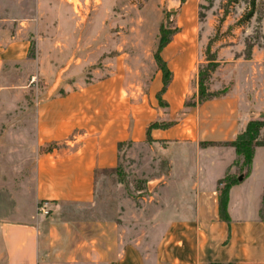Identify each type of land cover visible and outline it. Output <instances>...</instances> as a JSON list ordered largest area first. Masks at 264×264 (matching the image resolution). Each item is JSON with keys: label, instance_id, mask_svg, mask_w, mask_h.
Returning <instances> with one entry per match:
<instances>
[{"label": "crops", "instance_id": "1", "mask_svg": "<svg viewBox=\"0 0 264 264\" xmlns=\"http://www.w3.org/2000/svg\"><path fill=\"white\" fill-rule=\"evenodd\" d=\"M186 18L159 54L170 76L160 103L161 72L146 78L143 64L131 69L124 54L105 58L91 81L72 87L63 85L70 61L59 68L44 60L45 69H56L54 81L47 97L24 105L31 127L23 142L22 105L11 101L16 87L2 86L1 78L28 61L30 41L0 44V264H264V147L253 150L243 176L223 145L264 115L263 51L244 57L240 40L208 44ZM204 47H215L214 56H202ZM208 63L215 68L206 93L217 95L199 101L198 66ZM153 123L164 127L146 137ZM124 145H147L165 164L153 181L156 220L164 225L150 251L120 230L118 212L77 215L84 207L98 212L96 174L116 167ZM18 164L28 183L19 196ZM225 174L239 181L228 189L221 220L218 181ZM39 203L47 215L34 213Z\"/></svg>", "mask_w": 264, "mask_h": 264}, {"label": "rangeland", "instance_id": "2", "mask_svg": "<svg viewBox=\"0 0 264 264\" xmlns=\"http://www.w3.org/2000/svg\"><path fill=\"white\" fill-rule=\"evenodd\" d=\"M186 1L0 0V44L20 36L30 41L28 61L9 67L1 78L2 86L16 87L11 101L22 105L18 140H28L30 134V112L24 108L47 97L54 81L56 69H45L44 60H53L59 68L70 61L71 77L63 81V85L70 87L91 81L88 75L91 69L101 68L105 58L114 59L121 54L127 56L131 69L143 64L147 78L158 69L153 55L159 30L164 28L169 32L177 22H184L185 16L195 26L198 39H207L208 44L223 39L225 42L240 40L237 48H241L244 57H249L253 49H261L264 55V0ZM22 28L26 33L20 32ZM214 48L204 47L201 55L213 57ZM205 66L199 65L198 71L203 72ZM261 75L264 78V69ZM258 119H264V115ZM260 140L264 141V129ZM155 154L147 145L120 148L116 167L96 174L94 191L98 212L92 213L84 207L77 215L88 219L118 212L116 220L120 230L150 251L164 225L156 220V214L160 213L154 201L158 181H153L158 180V171H163L165 164ZM17 174L19 196L28 185L27 173L19 164ZM20 200L22 205L27 203L25 199ZM41 207L47 209L39 203L34 213ZM18 209L24 212L27 207ZM23 215L20 213L17 217Z\"/></svg>", "mask_w": 264, "mask_h": 264}, {"label": "trees", "instance_id": "3", "mask_svg": "<svg viewBox=\"0 0 264 264\" xmlns=\"http://www.w3.org/2000/svg\"><path fill=\"white\" fill-rule=\"evenodd\" d=\"M251 16V12L247 14V18ZM176 32V28H172L169 32L164 28L159 30V37L156 45V50L154 52L153 57L155 58L156 62L158 63V70L161 72V83L162 88L156 95V99L158 102L160 101V95L164 90V87L169 81V74L164 65V63L160 59V51L161 49L167 44L169 38ZM215 68L214 64L208 63L205 66V70L203 72L198 71V100H206L211 97L216 96L217 94H209L206 93V86L205 81L208 78V74L213 71ZM160 103V102H159ZM163 124H150L146 128V137H149V132L152 129L163 128ZM264 129V119L261 120H252L247 122L244 126L243 130L238 133L234 141L223 144L224 146H229L233 149L234 154L236 155V160L232 164L233 166H237L239 172L245 176L249 170L253 150L256 147H264V141L260 140V134ZM238 177L230 174H225V176L218 181V184L221 185V188L218 190V200H217V209H218V216L221 220L226 219V205L228 199V189L238 183ZM216 264V263H210Z\"/></svg>", "mask_w": 264, "mask_h": 264}, {"label": "built area", "instance_id": "4", "mask_svg": "<svg viewBox=\"0 0 264 264\" xmlns=\"http://www.w3.org/2000/svg\"><path fill=\"white\" fill-rule=\"evenodd\" d=\"M43 204H44V203H43ZM46 211H47V210L43 209L42 207H41V208H38V209H37V212H36V215H37V214H40V215L45 216V215H47Z\"/></svg>", "mask_w": 264, "mask_h": 264}]
</instances>
